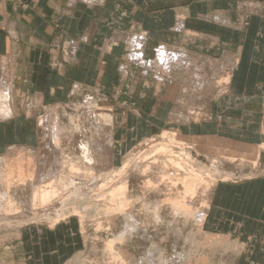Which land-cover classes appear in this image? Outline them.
I'll list each match as a JSON object with an SVG mask.
<instances>
[{
    "label": "rangeland",
    "instance_id": "rangeland-1",
    "mask_svg": "<svg viewBox=\"0 0 264 264\" xmlns=\"http://www.w3.org/2000/svg\"><path fill=\"white\" fill-rule=\"evenodd\" d=\"M248 3H246L247 5L244 4L255 15L264 18V8L261 5L252 0H249ZM241 7H244V5L241 4ZM127 45L130 47L128 43ZM157 48L154 50L153 56L150 57L152 62L144 63V68L141 69V72L160 83L157 84L150 79L149 85L152 87L154 85L157 88L164 83L165 86L175 88L174 105L176 110H178V115L176 116L178 122L201 123L202 121H208L211 115L204 114L205 109L203 108V100H201L203 97L202 90L206 89L209 93L215 94L227 92L229 73L224 71V74H222L219 72L222 68H218L216 64L219 61H227L220 56L193 53L185 57L190 59L188 64L191 69L189 67L184 68L185 64L181 65L180 62H183L180 61L181 59H175L176 61L173 62H176V64L168 69L169 66H167L165 61L156 60ZM186 53H190L187 48ZM215 59L221 60L215 62ZM156 62L161 63L159 75L156 74L158 68L154 67ZM205 62L208 63L206 64ZM200 66L204 70L202 68L199 69ZM192 70L196 72L194 73ZM197 70H201V75L203 76H200V72ZM194 78H197V80ZM4 84V88L0 90V109L10 110V107L13 109L14 106V110L20 112L24 110V104H27L28 106L25 107L27 108L26 120L33 124L37 130V144L28 148L24 147V150L17 145L0 148V150L2 149L0 151V163L3 165L4 163L7 164L6 166L0 165V167L2 166L0 175L2 174L3 177L6 176V173H11V170L13 171L17 165L22 168L24 165L27 168L30 164L28 167H32L29 169L36 171V173L33 171L34 178L29 181L24 167L23 172L26 178L22 177L21 179L25 180L17 182V184L21 183L20 185L15 184L16 182L9 185L8 195L14 200V207H18L17 211L15 210L16 212L13 209V205L5 203L7 197L5 195L7 194L4 193V196L1 194L5 188L2 185L6 182L5 178L3 179L5 182H0V264H264V244L262 247L255 245L258 247V252H247L244 249V243H247V241L243 235L233 236L228 234V232L218 231L208 225L206 221L208 216H210V195L218 183L221 181L232 183L264 177V162L261 159V155L264 152V141L259 144L236 148L225 142L222 143L198 135L181 134L176 130L164 128L147 137L130 141L128 146L122 150V153H116L114 157L111 130L113 128L114 115L121 112L120 107L124 102V100H121L122 97L115 101L113 96L104 94L103 90H99L100 88L98 87L94 90L93 87L76 86L68 90V95L64 100L48 105V103L41 102V100H33L34 103L27 99L23 101L21 97L20 99H14L13 96L17 85H9L5 82ZM199 86H201V90ZM215 94L211 97H215ZM18 100H20V104H18L17 108L15 105ZM34 110L36 111L35 114ZM100 110L101 112L103 111L102 113L105 116L103 120L96 119ZM107 113L110 114L111 119H108ZM0 115L13 117V114L5 115V113H0ZM262 123L264 128V110ZM82 126L87 127L89 131L88 140L91 147L100 148L95 149L98 154L93 153L95 162L91 166V170L94 174L89 169L80 168V171H77L75 168L72 170L71 166H66L61 178L65 179L66 177L68 180L69 177L73 178L69 183L66 179L69 184L66 187L64 184H62L63 186L60 185L56 178L52 179L51 177L52 180L49 177V179L44 178L42 173L44 172V165L47 167V171L45 169L46 172H50L51 168L55 166L54 174L56 175L60 170L57 168L58 162L62 160L64 164L68 160H72L73 167H75L76 163L79 165L78 161H76L79 159L72 154L69 146L73 140L76 128L78 129ZM164 132L176 134L177 142L183 143L185 149L188 150L194 160L196 159L194 161L195 168L200 165L199 167L202 168L200 170L201 176L205 177V179L207 177V180L210 181L209 183L200 184L201 186L198 185L199 188H196L193 197L192 195L189 197V194L185 195L180 180L181 176L176 175L177 172L172 171L171 167L163 168L165 173L162 175L164 176L165 174L168 177H166V180L165 176L161 177L162 180L157 178L160 174L162 159L164 158L158 154L155 156L153 154L154 148L152 147L163 141L161 138ZM112 133L114 134L113 130ZM53 140H56V143ZM55 144L59 145L58 149ZM49 147L52 148L49 149ZM175 150H178V148H175ZM144 153H150L148 156L154 155L159 161L155 162L156 164L151 163V165L146 166L145 161H141L139 157L137 158V156ZM58 158L61 161L57 160ZM136 159L139 160L135 161ZM152 159L149 161H152ZM210 159L216 160L217 163L215 164L216 166L218 165L219 169L216 168L217 170H214L212 168L213 165L211 166L212 162ZM127 160L130 161L128 167L123 174L115 175L112 179V182L114 180L115 182L111 183L115 185L120 180L121 182L127 181V204L126 208L121 212L114 208H108L110 206L108 197L102 196L103 190L104 193L105 191L107 193L108 188H106L107 190H101L102 192L97 190L99 189L101 178H107L112 175L114 169H117ZM21 163L22 166L20 165ZM158 164L159 167H156ZM145 166L147 167L145 170L147 173L143 172ZM149 166H151L150 169ZM3 167L7 169L4 168L3 171ZM16 167L14 169L15 173L17 171ZM208 171H211V174L210 172L208 174ZM88 172L91 174H88ZM171 172L172 174H170ZM206 173L209 177L206 176ZM204 174L205 176H203ZM2 176H0V179L3 178ZM224 176H227L228 179L223 180ZM93 177H95L94 180H92ZM118 177L120 180H118ZM211 178L213 179L211 180ZM38 180L39 182H37ZM41 180L46 182L54 180L53 184L55 182L58 185L59 194L45 208H41V210L40 208L32 209L31 205L28 204H31V195L36 188L34 185L41 184ZM177 180L180 181L178 182ZM148 181L150 182L148 183ZM24 182L25 184H23ZM151 182L153 185L150 184ZM80 183H82V187H79ZM183 194L184 202H188V204H185L189 208H193V212L191 209L188 211H186L187 209L181 210L179 206H176L177 208L175 209L174 202L182 199ZM14 197L16 198L14 199ZM191 201L192 204L189 203ZM200 203L202 206H200ZM63 205H65L64 208L62 207ZM61 207L65 210L63 211ZM72 207L78 209L80 214H77L78 212L71 214ZM78 207H81L82 210L85 207L87 209L85 208L82 212L81 208ZM196 209L204 212V214L207 212L206 215L200 212L203 215L202 218L204 217L202 222L200 218L194 216L197 213ZM12 212L14 213L12 214ZM62 214H65L66 217ZM60 215L63 216L64 220L61 216L58 218L59 221H57V217ZM81 215L82 217H80ZM256 230L253 228L251 232L259 235V233L254 232ZM258 230L260 232L261 230L264 231V227ZM27 234L31 237V241L28 243L26 242ZM215 236L219 239H216L217 237L215 238ZM226 239H229L230 242L227 243Z\"/></svg>",
    "mask_w": 264,
    "mask_h": 264
},
{
    "label": "crops",
    "instance_id": "crops-1",
    "mask_svg": "<svg viewBox=\"0 0 264 264\" xmlns=\"http://www.w3.org/2000/svg\"><path fill=\"white\" fill-rule=\"evenodd\" d=\"M248 1L0 0V90L4 82L17 85L14 99L48 105L64 100L76 86L98 87L115 101L122 97L121 112L113 118L114 134L111 130L114 157L130 141L164 128L236 148L259 144L264 141V18L246 6ZM252 1L264 8V0ZM128 37L137 40L133 50L143 60L129 57ZM180 42L189 56L210 54L227 61L214 60L219 72L229 73L227 92L202 90L208 121L178 122L175 88L164 83L152 87L153 78L141 72L158 45ZM25 107L20 112L14 106L0 109L13 114L0 115V148L37 144V130L27 122ZM261 156L264 162V152ZM210 202L208 225L243 235L245 251L258 252L255 245L264 244V231L258 230L264 227V177L221 181Z\"/></svg>",
    "mask_w": 264,
    "mask_h": 264
},
{
    "label": "bare ground",
    "instance_id": "bare-ground-1",
    "mask_svg": "<svg viewBox=\"0 0 264 264\" xmlns=\"http://www.w3.org/2000/svg\"><path fill=\"white\" fill-rule=\"evenodd\" d=\"M92 1V0H91ZM74 2V1H73ZM89 2V1H88ZM72 4V3H71ZM180 21V20H179ZM178 21V22H179ZM183 25V24H182ZM177 29H179L180 31L182 30L183 31V29H182V27L181 26H178L177 27ZM186 32H188V31H186ZM136 35V34H135ZM144 35V34H143ZM119 36V35H118ZM117 36V37H118ZM135 37V36H134ZM183 38V37H182ZM141 39H142V42H144V40H145V38L142 36L141 37ZM126 41H129L128 43H130L131 44V46H132V48H133V46H137L136 45V42H137V40L136 41H134V39L132 38V37H128L127 38V40ZM140 41V40H139ZM138 41V42H139ZM146 42V41H145ZM181 43V42H180ZM137 44H139V43H137ZM142 44H144V43H142ZM171 46V47H170ZM142 47H144V46H142ZM139 51H136V49L135 50H133L132 51V54H131V56H129L130 58H135V59H138V60H143L145 57H142V54L141 53H138ZM156 55H155V57H157L156 58V60L158 59V60H163V61H165L166 63H168V62H173V61H176V60H180V61H184V60H186L187 58H185V57H188L187 56V53H186V48L184 49V46H183V44L181 43V44H179V43H173V45H168V44H164V43H161L159 46H158V48H157V50H156ZM130 54V53H129ZM127 57H128V54H127ZM176 59V60H175ZM147 60V61H146ZM146 60H144V62H152V60L151 59H147L146 58ZM137 61V60H136ZM155 65V64H154ZM179 67H180V65H179ZM168 72V71H167ZM124 74V73H123ZM126 74V73H125ZM3 83V82H2ZM1 85V84H0ZM5 85V84H4ZM2 86V85H1ZM6 87V86H5ZM2 88H4V87H2ZM158 88V87H157ZM2 90V89H1ZM9 91V90H8ZM7 94V93H6ZM5 94V95H6ZM9 94V93H8ZM2 102V101H1ZM99 109V108H98ZM0 112H1V110H0ZM103 112V111H102ZM101 112V110L99 111V113H97L98 114V116H97V120L99 119H105V116H104V113H102ZM101 113V114H100ZM100 115V116H99ZM96 116V115H95ZM94 116V117H95ZM107 117H108V119H111L110 118V114L109 113H107ZM111 117H112V115H111ZM184 118V117H183ZM88 129H87V127H85V126H82L81 128H76V130H75V132H74V134H73V140H72V142H70V150H71V152H72V154L73 155H75L76 157H77V159H79V160H76V161H78V164L79 165H77V163H76V165H75V167H73V164L71 163V161L70 160H68V162H65L66 164H64L63 163V160L61 161L60 160V158H58L57 160H60L61 162H58L59 163V165H57L56 167L57 168H59L60 170H59V172L57 173V175L56 174H54L55 173V166L54 167H52L51 169L52 170H50V172H46L47 171V167H46V165H44L43 166V170H44V172H42L43 173V177L44 178H50V180H52L53 178L55 179H57V181L60 183V185H62V184H64L65 185V187L67 186V185H69L68 183H69V181H72L73 180V178H71V177H69V180L65 177V179H62L61 178V175H63V173L62 172H65L64 170L66 169L65 167L66 166H71L70 168L73 170V168H75V170H77V171H80V168H82V169H89L91 172H93L91 169H92V165H93V163L95 162V159H94V154L93 153H95V154H98V153H96L97 151V149L99 148L98 146H96V147H98L97 149L96 148H92L91 147V145H90V143H89V140H88ZM175 135L176 134H171V133H167V132H164L163 133V135H162V142H159V143H157L154 147H152V148H154V152H153V154H155V156L158 154L160 157H163L164 159H162L163 160V162H162V164H161V166H160V174L159 175H161V176H157V178L158 179H160L163 175V173H165L164 172V169L166 168L167 169V167L169 166V167H171L172 168V171L174 170L175 172H177V174L176 175H178V176H181V183H182V186H183V190H184V193H185V195L187 194H189V197H190V195H192V197L194 196L193 195V193L196 191V188L198 187V185H200V184H202V183H209L210 181L209 180H207V177H206V179H205V177L203 178L202 176H201V169L202 168H200L199 166V168L198 167H196L195 168V163H194V161L196 160H194V158L191 156V154L188 152V150H186L185 149V147L183 146L184 144L183 143H181V142H177V139H176V137H175ZM53 136H55V135H53ZM56 137V136H55ZM58 138V137H57ZM54 139V138H53ZM59 140V139H58ZM154 140V139H153ZM55 143H56V140H53ZM113 141V140H112ZM149 141V140H148ZM53 143V142H52ZM49 144V143H48ZM47 144V145H48ZM58 144V143H57ZM57 144H55L56 146H57ZM54 145V146H55ZM146 145V144H145ZM59 146V145H58ZM58 146H57V149H58ZM95 146V145H94ZM100 146H101V144H100ZM23 149L22 150H24V147H22ZM26 148H28V147H26ZM52 147H49V149H51ZM54 148V147H53ZM56 148V147H55ZM137 148V147H136ZM140 148H141V146H140ZM139 148V149H140ZM175 148H178V150H175ZM96 149V150H95ZM100 149V148H99ZM26 150V149H25ZM31 150H34V149H31ZM35 150H37V149H35ZM28 151V150H27ZM98 151H100V150H98ZM32 152V151H31ZM30 152V153H31ZM35 152V151H34ZM34 152H33V154H34ZM101 152V151H100ZM29 153V154H30ZM35 153H37V152H35ZM56 153V152H55ZM60 153V152H59ZM141 153V152H140ZM139 153V154H140ZM234 153H236V152H234ZM49 154V153H48ZM69 154H71V153H69ZM148 154H150V153H144L143 155L141 154V155H139V156H137V158L139 157L140 158V160L142 161H145V165L146 166H148L149 164L151 165V163H155V162H157V161H159V160H157V158H155L154 157V155L152 156V155H149L148 156ZM101 155V154H100ZM99 155V156H100ZM230 155L231 156H233V154L232 153H230ZM234 156H235V154H234ZM250 156V155H249ZM36 157V156H35ZM38 157V156H37ZM63 157V156H62ZM160 157H158V158H160ZM34 158V157H33ZM56 158V157H55ZM151 158H153L152 159V161H149ZM137 160H139V159H136L135 161H137ZM211 160V159H210ZM3 161V160H2ZM30 161H31V159H30ZM147 161V162H146ZM31 162H33V161H31ZM50 162V161H49ZM211 162H212V164H211V166H212V168L214 169V170H217L216 168H218L217 166H216V164L215 163H217L216 162V160L215 159H212L211 160ZM7 163V162H6ZM129 163H130V161L129 160H127L126 162H124L121 166H119V167H117V169H114V171H113V174L112 175H110L109 177H107V178H101V183H99V189L97 190V191H99L100 190V192H102L101 190H103V189H106V188H108V191H107V193H106V191H105V193H104V190H103V194H102V196L104 195L105 197H108V201L110 202V206H108V208H114V209H116V210H119V211H121V212H123L122 210L124 209V208H126V204H127V197H126V189H127V181H122L121 182V180L119 179V177H118V180H120L118 183H116L115 185H113V184H111V183H113V182H115V180L112 182V179H113V177L115 176V175H121V174H123V172L125 171V169L128 167V165H129ZM156 164V163H155ZM199 164V163H198ZM219 164V163H218ZM0 165H3V164H1L0 163ZM7 164H5L4 163V165L3 166H6ZM21 166H22V163L20 164ZM30 165V164H29ZM28 165V166H29ZM31 165H33V164H31ZM137 165V164H136ZM142 165V164H141ZM27 166V168L23 165V168L24 169H26V171H27V177H28V180L29 181H31L33 178H34V175L32 174V173H36V171H32L31 169H29V168H31L32 166H30V167H28ZM34 166V165H33ZM50 166H51V164H50ZM53 166V165H52ZM145 166V167H146ZM156 166V165H155ZM256 166V165H255ZM2 167V166H1ZM0 167V168H1ZM16 167V166H15ZM15 167H14V169H15ZM36 167V166H35ZM137 167L139 168V166L137 165ZM143 167V166H142ZM142 167H140L141 169H142ZM144 167V170H143V172L147 169V167L145 168ZM150 167L151 166H149V169H150ZM156 167H159V164H158V166H156ZM4 168H6V167H3V171H4ZM17 171H16V173H15V170L13 169V171L11 170V173L10 172H8V173H6V176L5 177H3L2 176V174L0 175V176H2L3 178H1L0 179V182L2 183L4 180L6 181H4L5 183H3L2 185L5 187L2 191V193L1 194H3V196H4V193L5 194H7V195H5V196H7L6 197V200H5V203H7V204H11V205H13V209H14V211L16 210L17 211V209H18V207H14L15 206V203H14V200L11 198V196L10 195H8V190L10 189V187H9V185L10 184H12V183H14V182H16L15 184H17V182H19V181H23V180H25V179H21L22 177H24V169L22 168V167H20V166H18L17 165ZM38 168V167H37ZM164 168V169H163ZM203 168H205V167H203ZM7 169V168H6ZM45 169H46V171H45ZM49 169V168H48ZM148 169V170H149ZM169 169V168H168ZM219 169V168H218ZM36 170V169H35ZM135 170H136V168H135ZM8 171V170H7ZM57 171V170H56ZM97 171V170H96ZM158 171H159V168H158ZM167 171V170H166ZM171 171V170H170ZM205 171V170H204ZM87 172V171H86ZM146 172V171H145ZM144 172V173H145ZM209 172H210V174H211V171H208V174H209ZM60 173H62V174H60ZM84 173H85V171H84ZM97 173V172H96ZM147 173V172H146ZM157 173V172H156ZM169 173V172H168ZM204 173V172H203ZM202 173V174H203ZM78 174H80V173H78ZM88 174H91L90 172H88ZM93 174H94V172H93ZM100 174V173H99ZM170 174H172V172L170 173ZM169 174V175H170ZM251 174V173H250ZM166 175H167V172H166ZM173 175H174V173H173ZM217 175V174H216ZM219 176H220V174H218ZM39 176V175H38ZM67 176V175H66ZM70 176V175H69ZM76 176V175H75ZM91 176V175H90ZM93 176V175H92ZM99 176H101V175H99ZM164 176H165V174H164ZM163 176V177H164ZM175 176V175H174ZM203 176H205V174L203 175ZM206 176H208L207 175V173H206ZM223 176V175H222ZM40 177V176H39ZM51 177H52V179H51ZM68 177V176H67ZM154 177H156V176H154ZM166 177L167 176H165V180H166ZM171 177H172V175H171ZM209 177V176H208ZM210 177H211V175H210ZM225 177V176H224ZM5 178V179H4ZM24 178H26V177H24ZM48 178V179H49ZM94 178L95 177H93V179L92 180H94ZM168 178V177H167ZM169 178H170V176H169ZM176 178V177H175ZM180 178V177H179ZM4 179V180H3ZM39 179V178H38ZM40 179H41V177H40ZM68 180V183H67V180ZM96 179H97V177H96ZM115 179V178H114ZM171 179V178H170ZM213 178H211V180H212ZM228 179V177L226 176L223 180H227ZM37 180V179H36ZM43 180V179H42ZM41 180V181H42ZM118 180H116V181H118ZM122 180H123V178H122ZM147 180H149V179H147ZM147 180H146V182H147ZM155 180H157V179H155ZM161 180H162V178H161ZM179 180V181H180ZM34 181V180H33ZM54 181V180H53ZM53 181H42V183L41 184H43V185H41V184H38L37 186H36V184L34 185V187H36L35 188V190H34V192H32V195H31V200H30V203L31 204H28V205H31V208L32 209H36V208H40V210H41V208H45V206H47V205H50L51 204V202H53V199L54 198H56V196L59 194V189L57 188V186L58 185H56L55 184V182H54V184H53ZM56 181V180H55ZM75 181H76V179H75ZM171 181V180H170ZM178 181V180H177ZM178 181V182H179ZM37 182H39V180L37 181ZM81 182V181H80ZM150 181H148V183H149ZM168 182V181H167ZM173 182V181H172ZM75 183V182H74ZM78 183V182H77ZM147 183V184H148ZM212 183V182H211ZM5 184V185H4ZM14 184V185H15ZM19 185L21 184V183H18ZM17 184V185H18ZM23 184H25V182L23 183ZM30 184H32V183H30ZM58 184V183H57ZM71 184H73V182H71ZM81 184L82 183H80V186L79 187H82L81 186ZM98 184V183H97ZM150 184H152V182L150 183ZM172 184V183H171ZM179 184V183H178ZM153 185V184H152ZM155 185V184H154ZM173 185H175V184H173ZM29 186V185H28ZM31 186V185H30ZM63 186V185H62ZM98 186V185H97ZM157 186V185H156ZM201 186V185H200ZM33 187V188H34ZM155 187V186H154ZM31 188V187H30ZM86 188V187H85ZM153 188V187H152ZM199 188V187H198ZM203 188V187H202ZM201 188V189H202ZM208 188V187H207ZM77 189H78V186H77ZM205 189V188H204ZM32 190V189H31ZM107 190V189H106ZM17 191V190H16ZM78 191V190H77ZM82 191V190H81ZM206 191V190H205ZM62 192V191H61ZM61 192H60V194H61ZM66 192V191H65ZM87 192V191H86ZM91 192V191H90ZM81 193V192H80ZM83 193V192H82ZM96 193H98V192H96ZM10 194V193H9ZM68 194V193H67ZM84 194V193H83ZM100 194V193H99ZM62 195V194H61ZM71 195V194H70ZM91 195V194H90ZM101 195V194H100ZM99 195V196H100ZM186 195V196H187ZM196 195V194H195ZM184 196V194L182 195V199H179V200H177V201H175L174 203H175V209L177 208L176 206H179V208L182 210V209H187L186 211H188V210H190L191 208H189L186 204H188V202L186 203V202H184L185 201V199L183 200V197ZM16 197H14V199H15ZM59 198H60V196H59ZM58 198V199H59ZM64 198V197H63ZM87 198V197H86ZM100 198V197H99ZM98 198V199H99ZM5 199V198H4ZM57 199V200H58ZM62 199V198H61ZM88 199V198H87ZM92 199V198H91ZM107 199V198H106ZM105 199V200H106ZM192 199V198H191ZM21 200V199H20ZM63 201H64V199H62ZM62 200H60V201H62ZM170 201V200H169ZM174 201V200H173ZM172 201V202H173ZM189 201V200H188ZM194 201V200H193ZM203 201V200H202ZM106 202V201H105ZM54 203H55V201H54ZM63 203V202H62ZM61 203V204H62ZM71 203V202H70ZM186 203V204H185ZM189 203H191L192 204V201L191 202H189ZM59 204H60V202H59ZM74 204V203H73ZM78 205H80L79 203H77ZM82 204V203H81ZM106 204V203H105ZM203 204V203H202ZM208 204V203H207ZM55 205V204H54ZM69 205H71V204H69ZM68 205V207H70ZM64 206L65 205H63L62 207L64 208ZM71 206H73V205H71ZM74 206H75V204H74ZM189 206H190V204H189ZM192 206V205H191ZM199 206V205H198ZM200 206H202L201 205V203H200ZM204 206V205H203ZM207 206V205H206ZM49 207V206H48ZM60 207V206H59ZM58 207V208H59ZM61 207V208H62ZM88 207V206H87ZM87 207H85L86 209H87ZM107 207V206H106ZM209 207V206H208ZM62 208V209H63ZM78 208H81V207H78ZM85 208H83V210L85 209ZM89 208V207H88ZM107 208V209H108ZM128 208V207H127ZM152 208V207H151ZM203 208V207H202ZM206 208V207H205ZM20 209V208H19ZM179 209V210H180ZM193 209V208H192ZM192 209H191V211H192ZM8 210V209H7ZM11 210V209H10ZM21 210V209H20ZM19 210V211H20ZM45 210V209H44ZM65 209H63V211H64ZM81 210H82V208H81ZM83 210H82V212H83ZM91 210V209H90ZM113 210V209H112ZM15 211V212H16ZM34 211V210H33ZM87 211V210H86ZM114 211V210H113ZM184 211V210H183ZM196 211H197V209H196ZM35 212H37L36 210H35ZM34 212V213H35ZM62 212V211H61ZM61 212H59V213H61ZM71 214H76L77 212V214H80V212L78 211V209H76V208H74V207H72V209H71ZM81 212V213H82ZM109 212V211H108ZM107 212V213H108ZM193 212V211H192ZM200 212L201 211H197V213H195V215L194 216H196V217H198V218H200V220H201V222L204 220L203 218H202V216L203 215H206L207 214V212H206V214H204V212H201V214H203V215H201L200 214ZM14 212H12V214H13ZM18 213V212H17ZM39 213H41V212H39ZM62 213H64V212H62ZM85 213V212H84ZM90 213V212H89ZM186 214H189V213H187V212H185ZM43 214V213H42ZM65 214H66V212H65ZM65 214H62V215H64V217H66V215ZM88 214V213H87ZM62 215H60V216H58L57 217V219L59 218V217H61ZM102 215V214H101ZM155 215V214H154ZM69 216V215H68ZM90 216V215H89ZM192 216V215H191ZM53 217V216H52ZM80 217H82V215L80 216ZM132 217V216H131ZM54 219V218H53ZM62 219H63V216H62ZM203 219V220H202ZM9 220V219H8ZM55 220H56V218H55ZM64 220V219H63ZM54 221V220H53ZM57 221H59V219L57 220ZM65 221H67V220H65ZM55 222V221H54ZM199 223H200V221H199ZM52 224H55V223H52ZM217 236H215V238H216ZM216 239H219L218 237L216 238ZM208 240V239H207ZM211 242V241H210ZM226 242L227 243H229L230 241H229V239H226ZM206 243H208V242H206ZM206 262V261H205Z\"/></svg>",
    "mask_w": 264,
    "mask_h": 264
},
{
    "label": "built area",
    "instance_id": "built-area-1",
    "mask_svg": "<svg viewBox=\"0 0 264 264\" xmlns=\"http://www.w3.org/2000/svg\"><path fill=\"white\" fill-rule=\"evenodd\" d=\"M181 63V65H184V68H188L189 67V69H191V67H190V65L188 64V59H186L185 61H183V62H180ZM156 65L154 66L156 69L158 68V70L156 71V74L157 75H159V69H161L160 67V65H161V63H158V62H156L155 63ZM167 64V66H169L168 67V69H170L171 68V66H174L175 64H176V62H169V63H166ZM183 68V67H182ZM183 68V69H184ZM203 69V67H201L200 66V68L199 69ZM185 70V69H184ZM204 70V69H203ZM198 72H200V76H203V75H201V70H197ZM151 72H152V68H151ZM192 72H196V71H194V70H192ZM194 79H196L197 80V78H194ZM199 89L201 90L202 88H201V86H199Z\"/></svg>",
    "mask_w": 264,
    "mask_h": 264
}]
</instances>
